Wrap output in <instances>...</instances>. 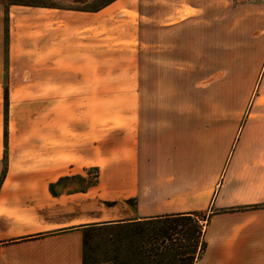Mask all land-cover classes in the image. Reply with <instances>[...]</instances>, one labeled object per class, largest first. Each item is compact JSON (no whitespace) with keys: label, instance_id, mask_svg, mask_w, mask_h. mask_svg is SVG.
Instances as JSON below:
<instances>
[{"label":"crops","instance_id":"0c3cea01","mask_svg":"<svg viewBox=\"0 0 264 264\" xmlns=\"http://www.w3.org/2000/svg\"><path fill=\"white\" fill-rule=\"evenodd\" d=\"M130 9L164 66L139 50L109 116L105 74L69 72L65 108L54 49L7 60L0 3V264H84L86 228L188 212L206 218L195 264H264V0Z\"/></svg>","mask_w":264,"mask_h":264},{"label":"rangeland","instance_id":"374dc122","mask_svg":"<svg viewBox=\"0 0 264 264\" xmlns=\"http://www.w3.org/2000/svg\"><path fill=\"white\" fill-rule=\"evenodd\" d=\"M132 2L133 0H0V3L5 5L7 60L15 54L16 56L24 54V58L23 56L21 58L34 69L35 57L39 51L47 57L54 49L55 60L60 70V78L57 80L61 87L59 99L65 108L68 99L73 96L72 90L70 92L67 90L74 81L69 77V72L92 71L93 87L103 81L100 74H105L109 94L103 95L102 98L99 95L92 96V108L95 110L93 113H97L96 109H99L101 103H107L109 108L107 114L115 115L117 106L114 94L115 75L132 70L133 56L140 50L141 70L145 72L160 71L164 66L162 61H158L163 54V47H157L156 51L152 49L157 61L148 63L147 56L151 51L148 50L147 41L155 37L157 39L160 32L157 30L156 35L148 32L145 25L147 16L133 14L130 9ZM15 15L19 16L15 19ZM137 22L142 23L143 41L135 47L132 39L135 34L131 24ZM40 39L42 42L39 43ZM52 43L55 44L54 48H51ZM64 89L66 90L63 91ZM92 172V180H95V171ZM200 217L202 218L203 214ZM200 224L204 226V220L201 219ZM117 229L100 225L86 228L85 264H119L117 258L125 259V249L131 242L127 238L115 235ZM155 244L157 245L155 248L164 253L169 242L162 243L158 240L151 246L154 247ZM137 258L136 254H128L126 260L132 263ZM151 259L153 262L157 260L159 264H169L167 260L160 261L158 257Z\"/></svg>","mask_w":264,"mask_h":264},{"label":"trees","instance_id":"16d2710c","mask_svg":"<svg viewBox=\"0 0 264 264\" xmlns=\"http://www.w3.org/2000/svg\"><path fill=\"white\" fill-rule=\"evenodd\" d=\"M200 215L199 212L165 214L100 226L118 228L115 235L130 240L125 249V259H116L119 264H159L157 260L153 262V257H158L160 261L167 260L169 264H195L205 247L204 226L200 221L206 218ZM158 240L169 242L164 253L155 248L156 244L151 246ZM128 254H136L138 258L131 263L126 260Z\"/></svg>","mask_w":264,"mask_h":264}]
</instances>
